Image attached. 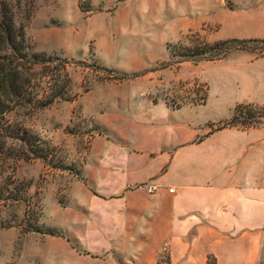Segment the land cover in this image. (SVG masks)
<instances>
[{
  "label": "rangeland",
  "instance_id": "rangeland-1",
  "mask_svg": "<svg viewBox=\"0 0 264 264\" xmlns=\"http://www.w3.org/2000/svg\"><path fill=\"white\" fill-rule=\"evenodd\" d=\"M4 1L25 25L27 49L52 60L27 63L23 95H9L0 112V264H113L77 244L88 231L78 198L87 189L76 178L99 117L141 101L198 109L210 86L227 87L230 64L264 56V35L250 32L247 0ZM234 38L247 43L213 60L187 56L203 42ZM57 78L64 93L42 105ZM260 121L237 104L216 125ZM11 126L31 140L10 138Z\"/></svg>",
  "mask_w": 264,
  "mask_h": 264
},
{
  "label": "crops",
  "instance_id": "crops-1",
  "mask_svg": "<svg viewBox=\"0 0 264 264\" xmlns=\"http://www.w3.org/2000/svg\"><path fill=\"white\" fill-rule=\"evenodd\" d=\"M246 8L250 32L263 36L264 0ZM226 80L191 111L142 101L106 109L76 178L87 189L78 246L113 264H262L264 56L230 64ZM237 104L261 121L217 126Z\"/></svg>",
  "mask_w": 264,
  "mask_h": 264
},
{
  "label": "trees",
  "instance_id": "trees-1",
  "mask_svg": "<svg viewBox=\"0 0 264 264\" xmlns=\"http://www.w3.org/2000/svg\"><path fill=\"white\" fill-rule=\"evenodd\" d=\"M15 11L12 6H10L6 1L1 0L0 3V112L3 113L7 110L8 102L7 98L10 95L19 96L23 95L24 87L28 79L22 77L23 70H27V63H45L52 60V56L45 52L40 51H30L27 49L28 44L25 38V25L23 22L17 23L14 19ZM246 40L242 39H229L221 40L215 43L203 42L202 45L196 46L194 49L187 50V56L193 57L198 56L201 59L213 60L224 56L220 52L224 49H231L235 46L242 45L245 46ZM21 78V79H20ZM59 78H57V87L51 90L48 94V100L44 103L48 104L52 102L55 96L62 95L64 93L65 81L62 84L59 83ZM38 103V102H37ZM40 105V104H38ZM230 125L225 122L221 127ZM5 133L10 138H20L24 141H30L31 138L26 134L21 133L20 130L14 129L12 126L5 128Z\"/></svg>",
  "mask_w": 264,
  "mask_h": 264
},
{
  "label": "built area",
  "instance_id": "built-area-1",
  "mask_svg": "<svg viewBox=\"0 0 264 264\" xmlns=\"http://www.w3.org/2000/svg\"><path fill=\"white\" fill-rule=\"evenodd\" d=\"M147 188H148V191L153 192V191L156 189V186H155V185L147 186ZM169 190H170V191H173L172 188H169Z\"/></svg>",
  "mask_w": 264,
  "mask_h": 264
}]
</instances>
